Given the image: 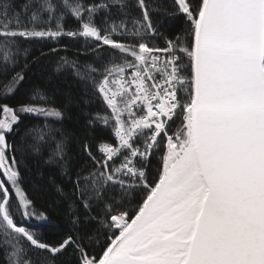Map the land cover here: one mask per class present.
Segmentation results:
<instances>
[{
    "label": "snow or ice",
    "instance_id": "snow-or-ice-1",
    "mask_svg": "<svg viewBox=\"0 0 264 264\" xmlns=\"http://www.w3.org/2000/svg\"><path fill=\"white\" fill-rule=\"evenodd\" d=\"M0 177V264H264V0H0Z\"/></svg>",
    "mask_w": 264,
    "mask_h": 264
},
{
    "label": "trees",
    "instance_id": "trees-1",
    "mask_svg": "<svg viewBox=\"0 0 264 264\" xmlns=\"http://www.w3.org/2000/svg\"><path fill=\"white\" fill-rule=\"evenodd\" d=\"M152 0H149V3H151ZM168 0H165V3H167ZM74 27V25H70ZM63 44H68L69 45V52L67 53L70 57L72 55V52L75 50V48H79L82 44V40H72L71 38H65L63 41H61ZM47 49V45L44 46V50ZM35 54H39L37 50H34ZM61 55H64L65 53L61 52ZM41 67H46L48 72L53 71L55 64H54V59L52 61L45 59L42 62ZM39 75L38 70L34 72V74L30 77L31 79H36V77ZM63 87V85H61ZM69 115L73 117L72 120H66L65 121V127L67 129L71 130H76L78 131V126L75 122V116L77 115V109L75 108H70L69 109ZM82 123V120H81ZM104 135H107L105 132ZM29 164L33 168V172L29 174L28 176V181L24 185L26 188L28 195L34 200L35 205L37 208L40 209H46L48 212L52 214L53 221L55 223L49 228V233L51 234L52 229L56 230H63L67 227V225L63 224L60 222L59 216L56 211V205L53 203L54 201V194L52 193L51 189L46 186L44 180H39L35 176V163L30 161ZM153 168L152 172H155V160L153 161ZM47 175V169H45V176ZM2 178V177H0Z\"/></svg>",
    "mask_w": 264,
    "mask_h": 264
},
{
    "label": "built area",
    "instance_id": "built-area-1",
    "mask_svg": "<svg viewBox=\"0 0 264 264\" xmlns=\"http://www.w3.org/2000/svg\"><path fill=\"white\" fill-rule=\"evenodd\" d=\"M113 143H115V141H113Z\"/></svg>",
    "mask_w": 264,
    "mask_h": 264
}]
</instances>
